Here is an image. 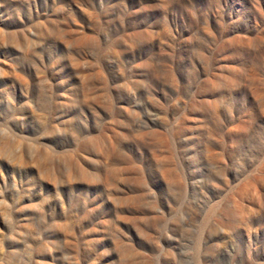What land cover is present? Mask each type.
I'll return each instance as SVG.
<instances>
[{
    "label": "rangeland",
    "instance_id": "obj_1",
    "mask_svg": "<svg viewBox=\"0 0 264 264\" xmlns=\"http://www.w3.org/2000/svg\"><path fill=\"white\" fill-rule=\"evenodd\" d=\"M0 264H264V0H0Z\"/></svg>",
    "mask_w": 264,
    "mask_h": 264
}]
</instances>
